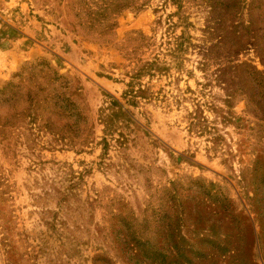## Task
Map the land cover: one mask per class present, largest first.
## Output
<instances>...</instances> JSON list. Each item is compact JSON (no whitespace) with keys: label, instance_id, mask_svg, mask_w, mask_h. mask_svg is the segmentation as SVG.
<instances>
[{"label":"rangeland","instance_id":"1","mask_svg":"<svg viewBox=\"0 0 264 264\" xmlns=\"http://www.w3.org/2000/svg\"><path fill=\"white\" fill-rule=\"evenodd\" d=\"M0 0V264H264V0Z\"/></svg>","mask_w":264,"mask_h":264},{"label":"trees","instance_id":"2","mask_svg":"<svg viewBox=\"0 0 264 264\" xmlns=\"http://www.w3.org/2000/svg\"><path fill=\"white\" fill-rule=\"evenodd\" d=\"M124 6V4H122L119 0H112V11H114L116 14L117 11H119L122 7Z\"/></svg>","mask_w":264,"mask_h":264}]
</instances>
